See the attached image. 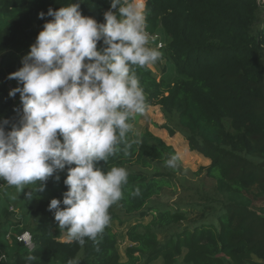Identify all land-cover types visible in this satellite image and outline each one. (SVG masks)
Returning a JSON list of instances; mask_svg holds the SVG:
<instances>
[{
    "label": "trees",
    "instance_id": "16d2710c",
    "mask_svg": "<svg viewBox=\"0 0 264 264\" xmlns=\"http://www.w3.org/2000/svg\"><path fill=\"white\" fill-rule=\"evenodd\" d=\"M73 2L98 23L105 22L111 7V0H0V122L9 121L6 131L18 124L17 110L22 111L20 94L9 97L22 85L7 77L23 67L43 25L54 19L38 14ZM147 31L166 45L159 49L163 55L155 71L136 69L146 112L160 107L170 136L181 133L191 151L210 161L196 175L205 174L214 184L196 189L190 202H154L172 178L158 166L176 151L150 130H137L142 116L137 115L129 136L142 142L128 157L121 152L97 164L105 173L111 166L129 172L124 198L109 210L111 223L102 243L63 242L48 206L53 198L62 201L68 190L66 167L59 181L55 174L48 179L43 192L27 186L31 199L28 192L17 194L16 203L25 200L34 220L49 221L32 231V251L17 239L27 230L8 206L16 193L0 194L4 264H25L29 253L38 258L34 264H68L74 257L80 264H264V0H148ZM0 187L2 192L12 186L0 180ZM137 187L141 195L131 196ZM117 209L128 217L125 256L120 253L124 236L115 232L118 222L125 223Z\"/></svg>",
    "mask_w": 264,
    "mask_h": 264
},
{
    "label": "clouds",
    "instance_id": "9594fccd",
    "mask_svg": "<svg viewBox=\"0 0 264 264\" xmlns=\"http://www.w3.org/2000/svg\"><path fill=\"white\" fill-rule=\"evenodd\" d=\"M147 3L111 0L103 23L84 16L79 3L49 7L38 18L54 19L43 25L23 67L7 77L22 85L9 91L12 98L20 94L22 111L10 131L7 119L0 122V180L19 192L29 185L43 192L48 179L55 174L59 181L67 167L68 190L62 201L51 199L48 210L68 244L84 246L87 239L98 247L111 223L109 210L129 183L125 167L111 166L105 173L97 164L121 152L128 157L142 142L129 136L130 121L147 110L136 69L152 68L163 55L151 46ZM181 159L176 153L164 163L175 169ZM130 195L140 196L141 189ZM19 239L31 249L27 233ZM37 259L31 253L24 257L25 264ZM6 260L0 253V264ZM68 264L80 261L74 257Z\"/></svg>",
    "mask_w": 264,
    "mask_h": 264
},
{
    "label": "rangeland",
    "instance_id": "374dc122",
    "mask_svg": "<svg viewBox=\"0 0 264 264\" xmlns=\"http://www.w3.org/2000/svg\"><path fill=\"white\" fill-rule=\"evenodd\" d=\"M162 39V40H161ZM159 42L163 43V47L166 45V41L161 37H153L151 41V46L156 47L158 49H162L159 47ZM163 65L165 61L162 60L161 62ZM155 71V67L152 66L151 68ZM166 124V120L164 114L160 107H150L148 111L142 115L137 120V130L145 131L150 130L153 134L159 137L165 144L174 148L176 153H179L182 157L181 161V170L178 168H169L166 167L165 164H159L158 169L161 172L167 171L170 172L171 175V183L168 188L165 189L163 194L160 197L154 199V202L161 203V204H173L177 201L190 202V198L193 195V192H196V189H209L214 182L207 178L205 174L196 175L201 167H207L210 165V161L207 160L204 156L198 154L197 152H193L190 150L188 143L186 142L185 138L182 136L181 133H176L175 136H170L169 132L163 128ZM154 166L153 171H155ZM11 187V186H10ZM13 187V186H12ZM10 188L9 190H2V196L4 198L9 197L10 190L15 192L14 198L12 200V204L8 205L13 208L14 212H17V216L22 221L23 226L26 228L27 231L33 233V230H39V228L44 225L45 223L49 222L48 219H38L34 220L29 214L25 206V200L23 202H18L16 199L19 197L17 194H22V192L17 191L15 187ZM30 191V190H29ZM27 189L23 191L29 192ZM6 205H2L4 207ZM1 207V208H2ZM119 217L123 220L124 226H120V222L117 223L115 226V232L119 234H123V238H121V246H120V253L122 256H125L126 249L130 247L127 238L125 237L126 232L128 231V217L124 216V214L117 209ZM150 219H145L144 224H148ZM64 239V238H63ZM158 264H162L161 261Z\"/></svg>",
    "mask_w": 264,
    "mask_h": 264
},
{
    "label": "built area",
    "instance_id": "2783aa9c",
    "mask_svg": "<svg viewBox=\"0 0 264 264\" xmlns=\"http://www.w3.org/2000/svg\"><path fill=\"white\" fill-rule=\"evenodd\" d=\"M155 36H156L157 39H158V36H157V35L151 36L152 39H153V37H155ZM159 47H160V48L163 47V43H162V42H159ZM0 189H1V187H0ZM0 194H1V190H0ZM11 210H14V209L11 208ZM25 233L28 234V237H29V239L31 240V243H32V247H31V249H29V248H27V247H26V248L29 249L30 251H32V250L34 249V243H33V236H32V233H31V232H29V231H25V232H23L22 234H20L19 236H17L18 242L24 244V242H23L21 239H19V237H23ZM8 238H9V236H8ZM24 245H25V244H24Z\"/></svg>",
    "mask_w": 264,
    "mask_h": 264
}]
</instances>
